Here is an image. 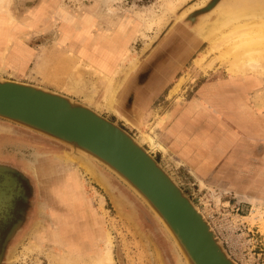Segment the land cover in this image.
I'll return each instance as SVG.
<instances>
[{
    "label": "rangeland",
    "instance_id": "1",
    "mask_svg": "<svg viewBox=\"0 0 264 264\" xmlns=\"http://www.w3.org/2000/svg\"><path fill=\"white\" fill-rule=\"evenodd\" d=\"M212 1L7 0V6L0 11L4 19L0 54L7 69L0 77L43 87L30 74L45 48L58 44V48L66 50L71 36L79 38V56L87 61L91 52L87 43L96 37L106 38L110 47L112 42L106 34H117L119 48L127 44L137 56L132 72L115 78L121 85L115 90L114 101L116 107L118 102L124 101L122 117L110 106L100 110L95 107L103 96L100 80L95 82L97 93L87 103L81 95L55 91L79 97L139 143L144 135L153 138V124L145 130L135 128V105L146 111L148 117V113L160 114L174 103H186L203 87L220 88L225 97L221 94L217 103H203L207 109L230 112L239 124L246 125L256 119L261 123L258 129L249 124L244 128L243 143L238 142L244 148V156L237 159L244 164L231 166L226 182L198 181L189 169L162 149L152 148L146 141L141 145L202 214L236 264H264V76L230 72L227 62L221 61L217 52L206 53L207 41L202 39L198 26L208 28L215 18L217 9L206 8ZM220 1L216 0L215 4ZM201 53L206 54V69L195 64ZM13 66L23 71H15ZM86 87L89 88L88 83ZM199 106L192 100L187 108ZM0 126L6 129L0 132V184L6 179L9 183L5 190V207L0 210V264H52L55 261L66 264L71 258L87 260L96 246L95 222L102 228L98 235L107 233L111 237L115 264H185L149 208L112 173L97 165L107 183L105 189L96 181L95 173H91L93 177L88 176L76 161L65 158L63 152L69 151L67 146L2 119ZM64 175L83 184L86 205L77 209L76 217L83 218H73L72 213L76 212L71 209L66 212L68 242L59 243L51 234L62 228V220L56 216L65 213V207L51 191L54 182ZM18 183L22 186L23 201L16 203L9 218L8 209L20 195ZM102 188L123 199L120 213ZM92 214L101 222L99 219L91 222ZM31 233L36 234V247L27 251ZM102 239L98 243L101 244ZM76 249L82 258L77 257Z\"/></svg>",
    "mask_w": 264,
    "mask_h": 264
},
{
    "label": "water",
    "instance_id": "2",
    "mask_svg": "<svg viewBox=\"0 0 264 264\" xmlns=\"http://www.w3.org/2000/svg\"><path fill=\"white\" fill-rule=\"evenodd\" d=\"M0 119L67 146L65 158L76 161L89 176L102 174L97 165L116 176L149 208L180 250L185 264H236L161 164L136 139L79 97L0 77ZM2 131L6 129L0 126ZM103 190L120 213L121 197Z\"/></svg>",
    "mask_w": 264,
    "mask_h": 264
},
{
    "label": "bare ground",
    "instance_id": "3",
    "mask_svg": "<svg viewBox=\"0 0 264 264\" xmlns=\"http://www.w3.org/2000/svg\"><path fill=\"white\" fill-rule=\"evenodd\" d=\"M5 6H7V0H0V11ZM208 7L212 8L211 10L217 9L215 11V18L209 24L208 28L198 26V31L203 37L202 39H205L207 41L206 53L208 54L217 52V57L221 61L227 62L229 66L228 70L230 72H252L257 75L264 76V0H222L217 4H213L212 2ZM182 13L183 12H181V15ZM139 14L141 15V13ZM177 19L179 18L177 17ZM106 36L107 38H109V41L112 42V45L110 47H108L109 44L106 38L105 40L104 38L96 37L91 42L87 43L91 51L87 57V63L83 62L84 59L80 56L77 58L76 63H73V65H70L69 62H66L65 60L64 62H62L63 59L59 63L57 62L58 60H60L59 54H56V52H54L52 49L43 50L42 55L38 58V62L33 69V76L36 77V75H40L41 78L39 81H44V84H46V79L51 77L57 78L58 73L56 72H58L60 68H73V73L65 74L64 72H61L59 76L65 75V79L67 80L65 84V90L69 93L78 94L77 96H83L82 99L86 103L93 100V94L96 92L95 82L92 80L90 81V78H83L84 69L82 67H88L90 72H87V74H89L90 76H96L98 82L100 80L102 83V100L100 103H97V106L95 105V107L100 110L102 107L110 106L111 109L116 112V114H118V117H122V114L120 113L121 110L119 111V109H116V104L114 101V96L117 97V95H115V90L118 89V87L121 85L118 81V78L116 80L115 78L120 74L127 75V72H132L131 68L133 69L137 64V56L130 51L129 45L127 44L119 48L117 44L119 40L117 34H106ZM56 46L58 47V44H56ZM106 48L109 49V51H105ZM112 49L114 50L113 53ZM108 52L110 56H107ZM1 57L3 56L0 54V58ZM205 58L206 54L201 53L195 59V64L201 67V69H206V67L208 66H206L207 61L205 62ZM6 68L7 67L4 66V63L0 59V74L5 72ZM86 83L89 84V88L86 87ZM44 86L46 87L47 84ZM178 86L179 85L177 84L175 89L172 91H176ZM194 106H196V104ZM145 141L148 142L150 147L152 148H161V146L155 143L149 135H144L142 139H140L141 143ZM66 159H68V156L66 157ZM84 162L86 164L89 163L88 159H84ZM91 177L93 176L91 175ZM95 178H97L96 181L100 186H103L105 189H107V183L103 179L102 175L100 176V174H97V172H95ZM52 186L53 187L51 193L53 194L55 199H57L64 205L63 207H65V213L60 214L57 211L55 212L58 213L56 217H60V219L62 220L60 221L63 223V225L58 232H54L51 234V238L54 237L59 243H61V241L63 240H65L63 242H68L66 235H68L69 233L67 232L65 226L66 223L69 222V218L66 212H68L69 209H71L73 212H76L72 213L73 218H75L77 215V209H81V206L86 205V200L83 194V184L78 182L74 177H67V175H64L62 178L55 181ZM7 187H9V183L6 179L3 183L0 184V201H5V190ZM239 199H242V197H240ZM113 200L115 206L119 208V202L116 199ZM122 202L123 201H121L120 203ZM92 215L93 217L90 218L91 222L98 219L95 214ZM95 227L96 237H93V239L96 246L94 250L88 255L89 259L76 260V258H71L70 261L66 264H115L112 257L113 243L111 237L107 233L106 235L104 233V236L100 234L98 235V232H100L102 229L99 222H95ZM35 236V233L30 234V239L28 240L27 246L25 248L27 251H32L36 247L34 240ZM101 237H103V239ZM100 239H102L103 241L101 244L98 243V240ZM174 247L175 249H177L179 255L182 256L177 246L174 245ZM77 253V257H83L80 256L81 254L79 252ZM57 258L59 260H62L61 256H57ZM52 264L59 263L55 261V263Z\"/></svg>",
    "mask_w": 264,
    "mask_h": 264
},
{
    "label": "crops",
    "instance_id": "4",
    "mask_svg": "<svg viewBox=\"0 0 264 264\" xmlns=\"http://www.w3.org/2000/svg\"><path fill=\"white\" fill-rule=\"evenodd\" d=\"M2 21H4V19L0 15V26L2 25ZM67 41L68 49L66 50H62L57 46L47 47L44 50L52 49L56 54H59L60 60L57 59V62L60 63L63 59L62 62L65 60L66 62H69L70 65H73L79 57L81 40L71 36ZM42 53L43 51L40 53V56ZM38 58L35 65L38 62ZM0 59L3 62V57ZM24 61L27 63L26 58ZM83 62L87 63L86 60ZM16 64H14V66ZM14 66L13 68L15 71H23L21 68L16 70L17 68ZM82 68L84 69L83 78L85 79L89 76L87 79L90 78V81L92 80L96 82V76L87 75V72H90L88 67ZM73 70V68H60L59 71L56 72L58 73L57 78L51 77L46 79L47 86L62 93L70 94L65 90V84L67 82L65 75H59L61 72H64L65 74L73 73ZM33 73L32 69L30 75L32 78H35L37 83H45L44 81H39L41 78L40 75L34 77ZM212 87L213 88L203 87L199 89L196 95L190 98L186 103H174L160 114H156L157 116L151 112L148 113L150 117H146V111H142L138 105H135L136 112L134 117L135 128L137 129L141 130L145 127L147 128V126L150 127L153 124L154 139L151 138L155 143L161 146L159 149H162L167 154L171 155L178 164L189 169L198 181L207 182L210 180L211 182L214 181L213 183H217L226 182L228 174L231 172V166L244 164L243 162L237 161V159H243L244 156V148L238 143H243V133L246 132L244 128H247V125L249 124L258 129L261 128V123L256 119V121L246 123V125L239 124L234 118H232L233 116H231L230 112L207 109V106L203 105V103H217L221 97H225V93H223L220 88H216V86ZM192 100H196L197 103L200 104L197 109L187 108L188 103ZM83 102L85 101L83 100ZM123 102L124 101H122L121 104L118 102L116 109H119V111L121 110V107L123 109ZM107 107L110 108L109 106ZM114 113L116 114V112ZM116 115L118 116V114ZM150 133L151 130H149V134ZM227 182L232 184L229 181ZM76 218L80 219L83 217ZM87 221L88 219L86 222Z\"/></svg>",
    "mask_w": 264,
    "mask_h": 264
},
{
    "label": "flooded vegetation",
    "instance_id": "5",
    "mask_svg": "<svg viewBox=\"0 0 264 264\" xmlns=\"http://www.w3.org/2000/svg\"><path fill=\"white\" fill-rule=\"evenodd\" d=\"M13 176V175H12ZM14 177V176H13ZM15 179H16V177H14ZM16 181H17V179H16ZM18 182V181H17ZM18 185H19V188H20V191H19V193H20V195H18V196H16L15 197V200H14V202H12V206L8 209V215H9V213H11L14 209H15V206H16V203L18 202V201H20V203L23 201V190H22V186H21V184H19L18 183ZM16 190V189H15ZM5 202V201H4ZM3 202V200L2 201H0V208H3L4 209V207H5V203ZM2 209V210H3ZM1 210V209H0ZM3 212H1V214H2ZM7 215V216H8ZM11 216L9 215V218H10ZM9 220V219H8ZM1 226H0V230H1Z\"/></svg>",
    "mask_w": 264,
    "mask_h": 264
}]
</instances>
